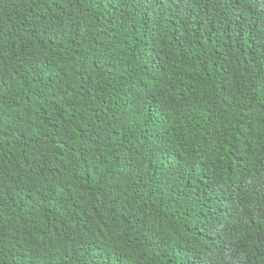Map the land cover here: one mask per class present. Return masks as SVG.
<instances>
[{
    "label": "trees",
    "instance_id": "trees-1",
    "mask_svg": "<svg viewBox=\"0 0 264 264\" xmlns=\"http://www.w3.org/2000/svg\"><path fill=\"white\" fill-rule=\"evenodd\" d=\"M0 264H264V0H0Z\"/></svg>",
    "mask_w": 264,
    "mask_h": 264
},
{
    "label": "clouds",
    "instance_id": "clouds-1",
    "mask_svg": "<svg viewBox=\"0 0 264 264\" xmlns=\"http://www.w3.org/2000/svg\"><path fill=\"white\" fill-rule=\"evenodd\" d=\"M241 259H243L244 257H243V255H241V257H240Z\"/></svg>",
    "mask_w": 264,
    "mask_h": 264
}]
</instances>
